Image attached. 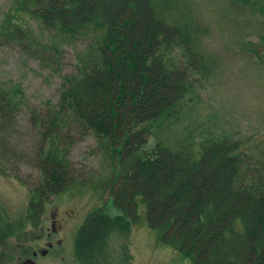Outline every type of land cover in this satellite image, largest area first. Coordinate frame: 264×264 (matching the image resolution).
I'll list each match as a JSON object with an SVG mask.
<instances>
[{"label": "trees", "instance_id": "16d2710c", "mask_svg": "<svg viewBox=\"0 0 264 264\" xmlns=\"http://www.w3.org/2000/svg\"><path fill=\"white\" fill-rule=\"evenodd\" d=\"M170 1L21 0L44 31L71 39L90 36L97 44L88 69L64 78L57 116L33 121L41 132L33 154L41 180L28 212L37 204L41 214L50 197L73 182L67 149L60 146L64 118L71 116L109 150L115 172L109 190L117 211H126L139 196L149 225L193 264H264V182H246L236 143L209 142L198 157L159 143L143 149L150 130L179 113L198 81L195 43L201 33L186 21H171ZM239 9L264 20V0H240ZM13 32L25 30L14 26ZM15 99L0 91V143L12 131L8 120L18 107ZM97 215L111 220L102 211L91 214L75 238L76 254H86L80 253L87 251L83 242L95 243L90 235L102 228L91 232Z\"/></svg>", "mask_w": 264, "mask_h": 264}, {"label": "rangeland", "instance_id": "374dc122", "mask_svg": "<svg viewBox=\"0 0 264 264\" xmlns=\"http://www.w3.org/2000/svg\"><path fill=\"white\" fill-rule=\"evenodd\" d=\"M169 3L174 6L171 21H186L201 33L195 43L201 57L195 74L198 81L181 102L179 113L150 130L143 149L159 143L173 151L189 150L198 157L209 142L236 143L246 182H264L263 18L241 11L240 0ZM31 9L21 0H0V91L15 95L18 106L8 120L13 127L7 131V142L0 143V222L25 221L26 216L28 220H49L55 213L64 227L61 244L55 248L64 264H74L77 256L88 258L90 253L99 259H114L118 253V264H193L162 241L161 230L149 225L139 196L124 212L114 208L109 179L115 172L110 169L109 150H103L106 144L79 127L71 116L64 118L60 146L67 149L73 182L50 197L41 214L37 204L28 212L41 180L33 158L41 132L33 121L38 118L47 123L57 116L53 113L64 78L86 71L97 46L90 36L71 39L44 31L29 14ZM14 26L25 32L15 34ZM100 211L111 220L100 218L106 224L96 236L90 235L95 243L89 247L90 241L83 242L87 251L80 253L86 254H76L77 230L89 214Z\"/></svg>", "mask_w": 264, "mask_h": 264}, {"label": "flooded vegetation", "instance_id": "af4514ba", "mask_svg": "<svg viewBox=\"0 0 264 264\" xmlns=\"http://www.w3.org/2000/svg\"><path fill=\"white\" fill-rule=\"evenodd\" d=\"M95 217L97 219L91 222L92 233L106 224L99 220V215ZM63 231L62 222L55 213L49 220L0 222V264H64L63 257H59L55 249L61 244L59 236ZM86 259L88 264H118V253L114 259H99L97 254L90 253L88 258L79 257L73 261L74 264H84Z\"/></svg>", "mask_w": 264, "mask_h": 264}]
</instances>
